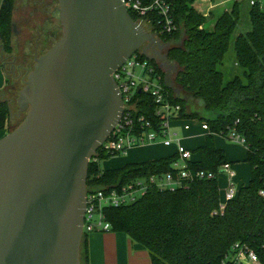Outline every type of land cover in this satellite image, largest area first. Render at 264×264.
Masks as SVG:
<instances>
[{
    "label": "trees",
    "instance_id": "1",
    "mask_svg": "<svg viewBox=\"0 0 264 264\" xmlns=\"http://www.w3.org/2000/svg\"><path fill=\"white\" fill-rule=\"evenodd\" d=\"M169 1L178 30L158 39L171 45L168 59L179 72L174 73L173 81L167 77L166 88L173 101L181 105L184 119H199L209 127L205 145L193 151L200 154L199 160L187 162L194 176L203 173L205 178H194L174 190L151 189L135 203L105 209V219L113 232L126 234L146 248L152 264H222L236 243L247 244L264 264V197L260 195L264 188V10L259 4L251 6L252 30L235 41L236 60L244 80L236 76L226 82L219 67L238 24L239 2L235 1L213 29L207 30L204 26L208 17L194 8L197 0ZM14 7L15 0H3L0 8V41L7 54L14 48ZM137 54L146 59L142 51ZM151 63L163 73L154 60ZM7 93L8 89L5 97ZM195 102L203 104L206 116L195 109ZM11 115L10 100H0V132L6 129ZM233 129L245 139V162L251 168V180L239 188L237 198L221 212L219 177L228 161L225 152L216 146L215 137H225ZM98 156L99 162L89 166V190L124 185L156 174H174L177 171L173 164L179 160L174 154L103 170L101 161L111 157L101 151ZM83 250L87 251V235Z\"/></svg>",
    "mask_w": 264,
    "mask_h": 264
},
{
    "label": "water",
    "instance_id": "2",
    "mask_svg": "<svg viewBox=\"0 0 264 264\" xmlns=\"http://www.w3.org/2000/svg\"><path fill=\"white\" fill-rule=\"evenodd\" d=\"M61 38L36 58L0 139V264H82L90 159L122 118L114 73L139 51L178 66L121 0H58Z\"/></svg>",
    "mask_w": 264,
    "mask_h": 264
},
{
    "label": "built area",
    "instance_id": "3",
    "mask_svg": "<svg viewBox=\"0 0 264 264\" xmlns=\"http://www.w3.org/2000/svg\"><path fill=\"white\" fill-rule=\"evenodd\" d=\"M130 15L134 14L139 24L156 37L172 35L178 28L172 14L169 0H121ZM208 1V0H205ZM237 1V0H236ZM262 0H250V5H260ZM214 8V6L212 7ZM205 17H209L204 14ZM138 53V52H137ZM134 54L114 73V79L120 89L124 102V112L110 138L101 146L90 164L99 162L98 152L110 157L126 155L137 147L159 144L164 147L174 146L179 160L173 164L176 173H163L138 178L131 183L111 188L88 189L87 206L84 221V234L110 232L112 226L105 219L107 208H118L130 205L145 197L149 190H174L194 178L204 179L205 174L194 176L187 169V162L193 160V152L187 149L174 132L173 123L185 122L184 130L189 131L190 123L183 118L180 104L173 101L166 88V73L159 62L154 61L162 69L159 73L152 60L142 59L141 54ZM202 130L209 133V127L202 123ZM226 138L245 146V139L234 129ZM229 181L220 211H224L227 203L235 200L239 187L233 165L227 162L222 167ZM211 177V176H210ZM264 197V188L260 191ZM222 264H261L256 252L247 244L236 243L225 256Z\"/></svg>",
    "mask_w": 264,
    "mask_h": 264
},
{
    "label": "rangeland",
    "instance_id": "4",
    "mask_svg": "<svg viewBox=\"0 0 264 264\" xmlns=\"http://www.w3.org/2000/svg\"><path fill=\"white\" fill-rule=\"evenodd\" d=\"M31 1H34V3H31ZM41 1H43V0H41ZM235 1L236 0H217L216 2H210V1H205V0H197L194 4V8L198 12H200L201 14H203V15L205 14V15L209 16L207 18V22H206L204 27L207 30H212L215 23H216V20L219 19L223 15L224 12L230 11L232 9ZM237 1L239 2L238 24H237V27H236L233 35L231 36L228 53L225 56L223 64L219 67V70L223 73L224 79L226 82H229L230 80H232L236 76H240L241 79L244 80L242 70L238 66L237 60H236L235 41L239 35H246L247 33H249L252 30V23H251V18H250V11H251L252 7L250 5V0H237ZM0 3H1V0H0ZM36 4L37 3L35 0H18L17 7L19 9H21L22 6H27V7L29 6L32 8H37V7H35ZM56 5H58V3H56ZM213 6H214V8H212ZM0 7H1V5H0ZM261 9L264 10V0L261 1ZM19 16H23V12L20 11ZM40 17L42 19H48L49 15H47V13L42 12V13H40ZM53 20H54V24L50 27L49 23H47L45 30H42V28H40L41 25H43V24H41L40 26L34 27V32H36V34H37V32L41 31L42 43L47 41L45 38V33H48V30L50 28L53 27V29L57 30V38H55V39L52 38L53 41L49 42V44H48V46H46V48L49 47V45L53 46L61 37V24H60L59 14L57 12L54 13ZM21 28H22V26H21ZM36 34H35V37H33V44H32V42H30V40H28L27 45L25 44V42L22 41L21 49H24V51L26 50V52H30L31 50H33L35 38L37 37ZM13 40H14L13 45H15V48H16L17 39L14 36H13ZM178 45H179V43L173 44L172 46H178ZM44 49L42 50V48H40V52H43ZM48 50L46 49V52ZM45 53H43V55ZM31 59H32L31 61L33 62V58H31ZM174 77H175V74L172 75V77L169 79V81H173ZM9 79L15 85V87H13V89L11 90L10 95H8L6 97V99H8V100L9 99L12 100V102L10 101V109H11L12 115L9 118L8 125H7L6 129L3 132V137L5 135L9 134L10 132H12L13 130H15L21 124L23 119L25 118L24 114L19 116L20 106L18 103L19 94H20V92L24 86L20 85L21 83L14 81L11 76L9 77ZM195 103L197 105L195 109L201 115L206 116L207 114L204 111L203 104L201 102H195ZM190 121H191L190 122L191 125L193 126V129H192L193 131L198 129V127L200 128V124H202L204 122V121L199 120V119L190 120ZM182 124H184V123L181 122V126H182ZM198 131H199V129H198ZM179 132H180V134H179L178 139L179 140L184 139V135L180 129H179ZM217 137H218V139H222L221 142L224 141L223 143L226 146H228V149L226 151L227 158L229 156H234L237 158V160L233 163V165L235 166L234 171H236V175L238 177V179L236 178L235 183L237 185L239 184L240 187L243 184H248V182L251 180V168H250L249 164L245 162V160H246V154L244 152L246 150L245 146L240 144V143L234 142V141H232L226 137H222V136H217ZM200 142H202L201 139H195V137H193V138L186 140V142H184V143L187 147H189V146L199 145ZM217 143H218V140H217ZM160 146H162V145H159V144L147 145L145 147L134 148V149L130 150L129 152L130 153H133V152L139 153V152L153 151V150L158 151V149H160ZM165 149H166L167 153L166 152H164V153H166V154L173 153L172 148H170V149L165 148ZM196 150H198V149H196ZM130 153L127 155L122 154V155H118V156H114V157L102 160L101 161V169L112 170V169L123 168L126 165L131 164V162H129V163L127 162V157L130 156ZM238 174H239V176H238ZM219 186H220V190H223V191L224 190L226 191L227 187L229 186V181H228V178L225 174H222V176L219 177Z\"/></svg>",
    "mask_w": 264,
    "mask_h": 264
},
{
    "label": "crops",
    "instance_id": "5",
    "mask_svg": "<svg viewBox=\"0 0 264 264\" xmlns=\"http://www.w3.org/2000/svg\"><path fill=\"white\" fill-rule=\"evenodd\" d=\"M2 3H3V0H1L0 5H2ZM0 49H1V46H0ZM9 86H10V79L8 77V74L6 70L3 68V66L0 64V100L1 101H4L6 99L5 94H6L7 89L10 90ZM10 93H11V90L9 91V94ZM182 122L184 123L182 124V126H181V122L173 123L174 132L177 133L179 137V134H180L179 129H180L184 135V139H181V143L187 149L191 150L192 152L197 151L196 149H199L205 145V137L208 133L202 130L201 128L202 124H200L201 129L198 127L199 131L198 129L193 131L192 130L193 126L190 123L191 121H188V123H190L191 125L190 130L185 131L184 125H185V122L187 121H182ZM2 137H3V132H0V139H2ZM193 137H195V139H201L202 142H200L199 145L187 147L184 142H186V140L193 138ZM217 140H218V143H217ZM221 140L222 139H218L217 136L215 137L216 146L219 149L223 150L226 156V151L228 149V146H226L223 143L224 141L221 142ZM165 148L167 147L160 146V149H158V151L153 150V151H145V152H139V153L128 152L127 154L130 153V156L127 157V162L128 163L131 162V164L144 163V162L169 158L176 153V149L174 146L168 148V149L170 148L173 149V153L171 154H166L167 152ZM244 152L247 158V151L245 150ZM199 158H200L199 153L194 154L193 160H199ZM226 159L228 162L232 163V165L237 160V158L234 156H229L228 158L226 156ZM233 169L235 170L234 165H233ZM236 178L238 179L237 176ZM244 185H248V184H243L242 186ZM238 187L241 188L239 184H238ZM224 193H225V190L224 191L221 190L222 198L224 197ZM82 261H83L82 262L83 264H152L151 255L146 248H144L143 246L139 244L134 243L126 234L116 233L113 231L98 232V233L87 235V251L83 250Z\"/></svg>",
    "mask_w": 264,
    "mask_h": 264
},
{
    "label": "flooded vegetation",
    "instance_id": "6",
    "mask_svg": "<svg viewBox=\"0 0 264 264\" xmlns=\"http://www.w3.org/2000/svg\"><path fill=\"white\" fill-rule=\"evenodd\" d=\"M35 1L37 3L35 7L37 8L22 6V8L19 9L17 7L18 0H15V7L13 12V20H12V33L13 36L16 37L17 42L15 41L16 48L14 45L13 52L7 54L4 51V48L0 41V46H1L0 63L3 66V68L6 70L8 77L11 76L14 81L21 83L20 85L22 86H25V81H27L29 72L32 71L34 68L36 58L42 56L43 53L46 52V49L48 50L52 47V45H49L50 48L49 47L46 48L49 42L53 41L52 38L54 39L57 38V30L53 29L52 27L48 30V33H45V38L47 41L42 43L41 31L37 32L36 34V32H34V27L43 24L41 25L40 28H42V30H45L47 23H49L50 27L54 24V20H53L54 13L56 12L58 13L57 11L59 6L58 0H43V1L35 0ZM31 3H34V1H31ZM56 3H58V5H56ZM20 11L23 12V16H19ZM42 12L47 13V15H49V18L42 19L40 17V13ZM35 34L37 35V37L35 38L34 46L32 45L33 50H31L30 52H26V50L24 51V49H21L22 41L25 42V44L27 45L28 40H30V42H32L33 44V37H35ZM13 44H14V40H13ZM161 44L162 46H165L163 42H161ZM40 48H42V50L44 48L45 49L43 52H40ZM169 50L170 49L165 46L164 49L159 51L160 57H168ZM149 55L155 57L154 61L159 62L162 67L164 63L163 61H161L151 51H149ZM31 58H33V62L31 61L32 60ZM163 70L166 73V79L167 77L168 78L172 77L174 73H177V71H169L164 67ZM9 87L10 90H12L13 87H15V85L11 82V80ZM10 101L12 102V100ZM23 114L26 116V113L22 112L20 109L19 116Z\"/></svg>",
    "mask_w": 264,
    "mask_h": 264
}]
</instances>
